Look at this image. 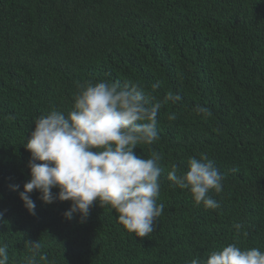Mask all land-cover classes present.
<instances>
[{
	"label": "trees",
	"instance_id": "16d2710c",
	"mask_svg": "<svg viewBox=\"0 0 264 264\" xmlns=\"http://www.w3.org/2000/svg\"><path fill=\"white\" fill-rule=\"evenodd\" d=\"M89 80L146 91L160 82L158 100L182 98L161 109L159 140L138 145L144 158L163 157L164 211L147 237L109 206L68 220L70 201L46 204L35 191L33 216L9 187L23 191L31 178L35 120L52 108L67 114L77 82ZM202 153L224 176L211 193L219 209L167 178L172 164L180 174ZM0 212L8 264H27V241L41 243L38 264H190L231 243L264 251V0H0Z\"/></svg>",
	"mask_w": 264,
	"mask_h": 264
},
{
	"label": "clouds",
	"instance_id": "9594fccd",
	"mask_svg": "<svg viewBox=\"0 0 264 264\" xmlns=\"http://www.w3.org/2000/svg\"><path fill=\"white\" fill-rule=\"evenodd\" d=\"M159 87L160 82L151 85V91L120 81L77 82L74 103L67 114L52 108L47 115L39 116L25 145L31 154V178L23 185V191H19L18 184L9 185L19 192L29 214L36 215L30 195L35 191L46 204L70 201L71 206L64 213L68 220L79 214L80 222H85L92 207L98 204L114 210L118 222L136 237L153 233L164 211V205L157 203L163 157L153 150L150 157L144 158L137 149L138 145H152L159 140L161 109L182 99L169 91L163 100H158L154 93ZM195 111L206 117L212 115L210 109L202 106ZM168 119L175 120V113L169 114ZM187 164V171L180 174L179 166L171 165L167 177L170 187L190 191L196 205L219 209L221 205L211 193L223 191L224 176L214 161L202 153L199 158L189 157ZM53 189H58V193ZM3 215L0 212V219ZM234 227L239 232L242 225L237 223ZM26 244L32 253L27 264H38L40 241ZM8 261V246L2 244L0 264ZM190 264H264V251L231 243L211 251L205 260L192 259Z\"/></svg>",
	"mask_w": 264,
	"mask_h": 264
}]
</instances>
